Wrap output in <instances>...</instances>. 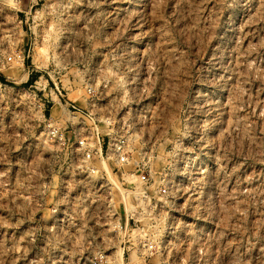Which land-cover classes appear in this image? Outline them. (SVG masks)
<instances>
[{
	"label": "rangeland",
	"instance_id": "rangeland-1",
	"mask_svg": "<svg viewBox=\"0 0 264 264\" xmlns=\"http://www.w3.org/2000/svg\"><path fill=\"white\" fill-rule=\"evenodd\" d=\"M0 264H264V0H0Z\"/></svg>",
	"mask_w": 264,
	"mask_h": 264
}]
</instances>
